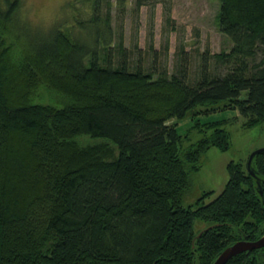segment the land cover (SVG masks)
Listing matches in <instances>:
<instances>
[{
    "label": "trees",
    "instance_id": "16d2710c",
    "mask_svg": "<svg viewBox=\"0 0 264 264\" xmlns=\"http://www.w3.org/2000/svg\"><path fill=\"white\" fill-rule=\"evenodd\" d=\"M218 1L217 25L232 41L215 56L223 71L205 62L189 82L183 62L171 75L129 64L100 0L71 30L55 26L26 47L9 36L18 0H5L0 264H212L229 244L264 234V152L251 163L263 194L247 162L233 160L213 200L204 191L182 204L202 154L230 145L222 120L200 114L237 109L244 126L264 123V0ZM188 116L205 135L180 154L168 121ZM197 219L209 227L196 232ZM226 264H264V246Z\"/></svg>",
    "mask_w": 264,
    "mask_h": 264
},
{
    "label": "rangeland",
    "instance_id": "374dc122",
    "mask_svg": "<svg viewBox=\"0 0 264 264\" xmlns=\"http://www.w3.org/2000/svg\"><path fill=\"white\" fill-rule=\"evenodd\" d=\"M94 1L65 0L67 14L56 27L61 25L66 31L76 18H88ZM142 1V4H138V0H100V15L104 17L107 10L110 12L113 44L123 43L129 64L141 66L146 71L154 70L156 74L166 72L171 75L177 64L183 62L187 67L189 82L196 79L205 62L211 71H223V66L216 61L215 56L220 52H228L232 41L217 25L218 0ZM38 2L43 3L44 0ZM89 28L86 30L89 31ZM79 29L83 38L81 41L88 43V32L81 27ZM50 32L33 33L14 21L9 36L21 47H26L30 40L48 38ZM198 117L203 122L222 120L221 127L228 132L230 145L225 150L212 145L202 154L200 168L190 172V187L182 195L183 206H194L204 191H212L205 201L213 200L228 179L227 163L235 160L245 164L252 151L264 147V123L254 127L244 126L245 116L240 115L237 109H220ZM168 123L174 124L182 136L180 154L188 145L205 135L202 131L188 128L193 124L189 116L184 120L171 118ZM209 133L206 132V135ZM208 225V222L197 219L194 229L198 232Z\"/></svg>",
    "mask_w": 264,
    "mask_h": 264
},
{
    "label": "clouds",
    "instance_id": "9594fccd",
    "mask_svg": "<svg viewBox=\"0 0 264 264\" xmlns=\"http://www.w3.org/2000/svg\"><path fill=\"white\" fill-rule=\"evenodd\" d=\"M0 9H6L5 0H0ZM67 14L65 0H18L13 10L17 24L26 26L33 33L47 34Z\"/></svg>",
    "mask_w": 264,
    "mask_h": 264
},
{
    "label": "water",
    "instance_id": "95a60500",
    "mask_svg": "<svg viewBox=\"0 0 264 264\" xmlns=\"http://www.w3.org/2000/svg\"><path fill=\"white\" fill-rule=\"evenodd\" d=\"M260 152H264V147L257 148L249 154V156L247 157L246 168L247 171H249V173L255 177V180L259 187V193L263 194L261 189V181H259V179L256 177V173L251 165L253 160L252 158L255 156V154ZM262 246H264V234L260 236L259 239L256 240L238 239L236 242L226 246V248H224L223 251L218 254V256L215 258L212 264H226L228 259L237 255L238 253L248 251L251 249H258L259 247Z\"/></svg>",
    "mask_w": 264,
    "mask_h": 264
}]
</instances>
